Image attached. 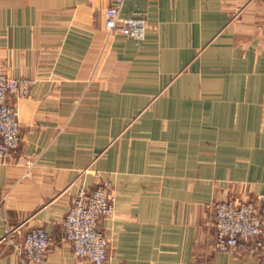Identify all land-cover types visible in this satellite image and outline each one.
<instances>
[{"label":"crops","instance_id":"0c3cea01","mask_svg":"<svg viewBox=\"0 0 264 264\" xmlns=\"http://www.w3.org/2000/svg\"><path fill=\"white\" fill-rule=\"evenodd\" d=\"M111 0H0V74L21 144L0 160V264L8 228H44V264H81L63 220L108 184V264H264L214 251L212 207L264 197V0H134L136 41L109 34ZM27 177H23L26 171Z\"/></svg>","mask_w":264,"mask_h":264},{"label":"built area","instance_id":"2783aa9c","mask_svg":"<svg viewBox=\"0 0 264 264\" xmlns=\"http://www.w3.org/2000/svg\"><path fill=\"white\" fill-rule=\"evenodd\" d=\"M134 0H111L105 11V27L109 34L121 33L136 41L145 36L143 17L123 16L122 9ZM34 82L0 74V160L15 152L21 144L19 123L14 98L30 94ZM27 170L23 177H27ZM115 196L108 184L94 190L82 189L71 202L63 220L65 240L81 264H108L106 236L100 222L115 211ZM215 229L214 251L232 256L248 251L259 260L264 259V197L250 200H226L212 207ZM18 256V264H44L53 239L44 228H32L27 233L8 228L1 238Z\"/></svg>","mask_w":264,"mask_h":264},{"label":"rangeland","instance_id":"374dc122","mask_svg":"<svg viewBox=\"0 0 264 264\" xmlns=\"http://www.w3.org/2000/svg\"><path fill=\"white\" fill-rule=\"evenodd\" d=\"M13 78V77H12Z\"/></svg>","mask_w":264,"mask_h":264}]
</instances>
